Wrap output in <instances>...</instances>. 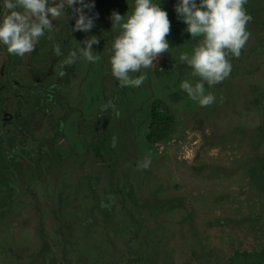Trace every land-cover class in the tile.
I'll use <instances>...</instances> for the list:
<instances>
[{
	"label": "rangeland",
	"instance_id": "rangeland-1",
	"mask_svg": "<svg viewBox=\"0 0 264 264\" xmlns=\"http://www.w3.org/2000/svg\"><path fill=\"white\" fill-rule=\"evenodd\" d=\"M177 2L138 87L110 64L111 13L134 0H96L95 62L64 63L88 35L70 8L34 51L0 45V264H264V0L207 106L181 87L199 37Z\"/></svg>",
	"mask_w": 264,
	"mask_h": 264
},
{
	"label": "clouds",
	"instance_id": "clouds-1",
	"mask_svg": "<svg viewBox=\"0 0 264 264\" xmlns=\"http://www.w3.org/2000/svg\"><path fill=\"white\" fill-rule=\"evenodd\" d=\"M96 0H0V45L7 51L24 56L35 50L40 38L50 32L53 21L61 17L75 19L72 30L88 33L78 49H73L64 63L73 64L82 56L95 62L94 44L100 39L91 30L96 16L91 14ZM246 0H178V18L186 24L191 37H199L189 51H182L180 59L192 68L191 75L199 79H184L181 87L200 105L212 104L216 97L211 86L228 77L232 70L229 58L239 56L246 44L251 19ZM87 9V11H86ZM112 28L119 30L111 44L112 74L123 85L139 86L144 79L142 68H149L161 53L172 46L167 38L171 30L168 10L162 0H134L131 12L111 13ZM111 28V29H112ZM92 34V35H90ZM57 55L62 54L60 43L55 44ZM140 73L139 75H134ZM205 84L209 87L206 88ZM143 162V167L149 166Z\"/></svg>",
	"mask_w": 264,
	"mask_h": 264
},
{
	"label": "trees",
	"instance_id": "trees-1",
	"mask_svg": "<svg viewBox=\"0 0 264 264\" xmlns=\"http://www.w3.org/2000/svg\"><path fill=\"white\" fill-rule=\"evenodd\" d=\"M152 113H153L152 119H154L153 120V122H154V121H156V118L158 117V114L156 112V108L153 109ZM159 115H161V117H158V119H161L165 123V125L168 127V122H167L168 119H164L163 117H165V116L163 114H159ZM162 135L163 134H161V132H159L158 135H156V137H162Z\"/></svg>",
	"mask_w": 264,
	"mask_h": 264
}]
</instances>
